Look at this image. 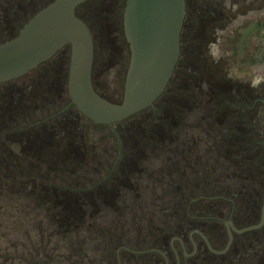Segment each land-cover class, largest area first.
<instances>
[{"label": "rangeland", "instance_id": "1", "mask_svg": "<svg viewBox=\"0 0 264 264\" xmlns=\"http://www.w3.org/2000/svg\"><path fill=\"white\" fill-rule=\"evenodd\" d=\"M51 1L0 0V43L15 37ZM123 1L89 0L78 12L93 33L94 84L111 98H117L123 87L126 44L119 19ZM256 25L241 56V62L255 63L254 72L240 66L225 71L229 58H222L216 70L200 74L179 71L173 81L175 98L171 103L169 98L166 106L170 109L162 114L168 116L165 121H155L144 112L115 124L122 146L120 157L105 126L91 128L89 122H75L73 115L80 117L79 111L68 110L65 124L55 121L56 125L40 122L48 113L20 114L29 110L33 99L48 93L52 81L60 95L65 80L68 82L66 47L41 66L64 61L60 73L50 76L55 79L33 71L0 85V120L11 114L20 116L14 124L16 137L0 134L4 152L9 148L33 158V163L64 167L65 171L55 173L59 177L65 173L70 185L61 201L50 203L48 217L52 220H27L20 213L13 221L4 216L0 234L18 236L23 246L33 247L35 258L46 257L47 251L51 264H117L120 246L143 250L157 240L169 243L178 229L187 233L202 230L215 247H222L224 223L230 215L241 227L257 224L264 201V148L256 119L263 112L260 101H264V21ZM218 47L225 54V43ZM172 105L179 106L176 115ZM172 115L177 117L176 123L171 122ZM159 131L163 138L155 139ZM29 140L34 141L36 152L42 147L44 153H28L24 146ZM235 173L240 175L235 177ZM76 178L82 179L79 186L71 182ZM22 197V206L31 199L36 203L32 195ZM34 211V216L43 217L38 208ZM62 216L67 218L60 220ZM54 219L58 222L53 223ZM262 228L239 238L245 244L252 240V245L247 243L239 250L237 237L223 255L208 251L196 238L198 253L189 264H264V224ZM36 231H47L43 242ZM41 243L45 249L39 248ZM128 255L122 252L121 258ZM134 259L132 264H155L159 256L140 253Z\"/></svg>", "mask_w": 264, "mask_h": 264}, {"label": "flooded vegetation", "instance_id": "2", "mask_svg": "<svg viewBox=\"0 0 264 264\" xmlns=\"http://www.w3.org/2000/svg\"><path fill=\"white\" fill-rule=\"evenodd\" d=\"M89 1V0H88ZM87 2V1H86ZM80 4L76 8V14L78 17L81 18L79 15V8H83L84 4ZM186 2V14L183 24V29L181 33V47H180V57L175 65L173 76L178 74L179 71L181 73L189 72L193 74H200L203 73L205 70L210 68L216 70L219 69L220 60L223 58L231 59V62L228 66L223 67L225 71H229L230 69H234L235 67L240 66L243 67L245 70L248 69L249 71H253L255 69V63L250 61L241 62V56H243V51L246 45H244L245 40L253 36L255 33V28L257 27L256 23L260 21H264V0H185ZM126 0L123 1L122 8L119 14V19L121 22V33L123 37V41L126 44L125 50V58H124V70L123 72V87L118 92L117 98H111L105 94H103L106 98L114 102H121L124 95V83L126 78V73L130 64V57L131 52L129 49V44L125 38L124 30H123V14L125 8ZM243 18L246 21L243 22ZM82 19V18H81ZM248 19V20H247ZM83 20V19H82ZM85 21V20H84ZM86 22V21H85ZM87 24V23H86ZM88 25V24H87ZM90 28V26L88 25ZM186 28V33H185ZM91 30V28H90ZM92 32V31H91ZM93 35V33H92ZM232 38L231 41H228L227 38ZM94 40V39H93ZM225 43V54L221 53L220 48L218 47V43L222 44ZM230 42V43H229ZM229 43V45H228ZM68 50V58L67 62H70V48L66 47ZM54 58V57H53ZM53 58L48 60L47 62L51 61ZM47 62L42 63L34 70L30 71L29 73L25 74L24 76H28L33 71H41V76L49 77L48 79H55L54 77H50L52 75H57L60 73L62 64L64 61H60L59 65H54L51 67L41 68V66ZM68 62V63H69ZM264 62H262L263 64ZM68 66V64H67ZM93 69H94V61H93ZM93 73V70H92ZM67 74V71H65ZM22 76V77H24ZM68 74L66 75V77ZM93 76V75H92ZM172 76V78H173ZM20 77V78H22ZM171 78V80H172ZM19 79V78H17ZM13 79L4 83H0V85L9 83L11 81L17 80ZM39 80V79H35ZM171 80L169 81L167 87L165 88L164 92L160 95L157 101L147 109L141 111L134 116L141 115V113H146V116H152L155 121L157 119H163L165 121L168 116L162 115L165 110L170 109L168 105V100L170 98V103L172 102L173 98H175L172 90L175 91L174 86L171 85ZM56 81H52L51 87L48 89L51 90L49 95L48 93L43 95V98H35L31 101L29 105V110L21 111L20 114L22 116L27 115H39V114H47V116L43 121V123H52V125L64 123L65 124V117L66 112L68 110H75L79 111L72 103L70 96L68 94V86L67 81L65 80V86L60 90V95L57 93L58 87ZM93 85L94 80H93ZM19 89L16 86V90ZM1 94V93H0ZM47 98V99H46ZM52 98V99H50ZM166 100H163L165 99ZM258 100V99H256ZM159 104V108H157V104ZM173 115H176L175 111L179 107L177 105L173 107L171 106ZM181 107V106H180ZM54 108V109H52ZM170 110V111H171ZM80 112V111H79ZM81 116L73 115V119L79 125L88 123L91 128L95 125L97 127L105 126L107 131L110 133L111 142H115L117 144V150L119 157L122 154V146L119 137V132L115 128V124L112 126L97 124L90 120L89 118L85 117L81 112ZM165 114V113H164ZM170 116L171 122L176 123L177 117ZM29 116V115H28ZM133 117V116H132ZM20 119L18 114L15 115H8V117L4 116L3 119L0 120V134H11L13 138L18 135L15 132L14 124ZM85 119V120H84ZM257 119V118H256ZM58 120V121H57ZM159 123L161 121H158ZM75 123V124H76ZM162 126V123H161ZM76 127V126H75ZM173 132H171V135ZM45 135V134H44ZM157 135L155 139L163 138L162 133L159 131L156 132ZM169 135V134H168ZM175 138V137H172ZM1 139V136H0ZM32 139V138H31ZM29 140V143H26L24 148L28 153H33L34 155L40 156V154L44 153L42 151V147L36 152V146H33L34 141ZM178 143V142H177ZM183 144L179 143V145ZM27 145V146H26ZM36 147V148H35ZM3 141H0V218L6 216L7 219H13L17 217L18 213H20L21 217H25L28 219L31 218H40L52 220L50 216V203L52 201H61L66 193V189L70 186L68 183L67 175L64 173L63 175L60 174L61 177L57 176L55 171H65L66 168L61 167L57 168L55 166H46L40 163H33L32 159H28L25 156L19 155L12 149H8V152H4ZM24 149V150H25ZM33 150V151H32ZM35 161V159L33 160ZM235 165V164H234ZM236 170H239L237 168ZM57 179H56V178ZM72 180V178H70ZM71 181L75 185H80L82 183V179ZM61 180L60 183H58ZM82 185V184H81ZM60 191L62 194H57ZM78 191V190H77ZM64 192V193H63ZM70 191L69 193H71ZM77 193V192H76ZM74 194V193H73ZM25 195H32L34 203L31 200L27 201L23 206L19 204L20 201H23V197ZM20 200V201H19ZM43 209L44 207H46ZM264 202L261 206V213H260V221L258 225L262 221V212H263ZM16 208V209H13ZM38 208L39 212L43 217L37 215L34 216L35 211L34 209ZM42 208L43 210H40ZM47 214V215H46ZM46 215V216H45ZM65 216L59 218L60 220H64ZM58 222L57 220H53V223ZM43 223V221H41ZM48 229L51 222H48ZM225 228H226V240L222 247H215L208 236L204 233V231L199 229L191 230L189 233L186 232L184 229H178L176 231V235L171 238L169 243L161 240L155 241L156 243L153 246H150L146 249H134L128 246H120L116 251L117 257V264H132L135 259L134 256L137 254H153L159 256L158 260H154L155 264H189V260L197 255L198 253V243L196 238L202 242L205 249L211 251L216 255H223L230 251L232 246L236 242V238L238 237V249H243L246 244L252 245L253 242L249 241L246 244L242 241L246 234L251 231L262 230V226L253 230L243 231V232H236L237 230H242L246 227L253 226H239L233 220L232 216L230 215L228 220L225 221ZM264 224V223H263ZM1 225V220H0ZM44 227V226H43ZM235 227V229H234ZM40 229V227H38ZM41 236V241L43 242L45 231L39 232L36 231ZM50 236V232H48ZM13 233L8 234L7 236L3 237L0 234V264H51L50 260L47 259L48 253L46 251V257L43 258H35L33 255L34 250L33 247L23 246L19 243L20 238L17 236L16 238L13 237ZM232 235V241L230 243V237ZM32 236V235H30ZM37 236V235H36ZM248 236V235H247ZM242 237V240L239 239ZM31 242L33 241L32 237H30ZM235 241V242H234ZM229 245L228 249L226 250L227 246ZM26 249H25V248ZM39 248L45 249V246L39 245ZM122 252H128V258L122 259L121 254ZM15 261V262H14ZM150 264H153L149 261Z\"/></svg>", "mask_w": 264, "mask_h": 264}, {"label": "water", "instance_id": "3", "mask_svg": "<svg viewBox=\"0 0 264 264\" xmlns=\"http://www.w3.org/2000/svg\"><path fill=\"white\" fill-rule=\"evenodd\" d=\"M86 1L52 0L15 37L1 42L0 83L24 76L69 46L67 84L71 103L93 122L112 126L152 106L167 87L180 57L186 2L126 0L123 30L131 57L123 99L114 102L98 93L93 85V35L76 14V8ZM263 223L264 207L260 224L234 229L253 230Z\"/></svg>", "mask_w": 264, "mask_h": 264}, {"label": "trees", "instance_id": "4", "mask_svg": "<svg viewBox=\"0 0 264 264\" xmlns=\"http://www.w3.org/2000/svg\"><path fill=\"white\" fill-rule=\"evenodd\" d=\"M77 13V12H76ZM176 75V74H175ZM175 75L173 76V78H172V80H171V85H173V81H174V78H175ZM95 87V89H96V91L98 92V93H100L101 95H103L99 90H98V88L96 87V85L94 86ZM104 96V95H103ZM105 97V96H104ZM182 98V97H181ZM263 102L264 101H260V104H261V106H263ZM257 119H258V126H257V128H258V130H259V132H260V140H261V144H262V146H263V148H264V140H263V138H264V124H263V112L260 114V115H258V117H257ZM263 133V135H262V133ZM235 175V177L236 176H239L240 174L239 173H235L234 174ZM264 202V201H263ZM262 206V205H261ZM260 213H261V209H260Z\"/></svg>", "mask_w": 264, "mask_h": 264}]
</instances>
